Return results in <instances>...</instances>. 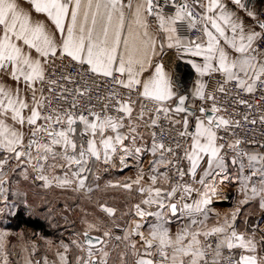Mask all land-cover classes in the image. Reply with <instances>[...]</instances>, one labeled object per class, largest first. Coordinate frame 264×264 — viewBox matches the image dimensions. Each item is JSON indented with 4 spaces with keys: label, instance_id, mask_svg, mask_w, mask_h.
I'll use <instances>...</instances> for the list:
<instances>
[{
    "label": "snow or ice",
    "instance_id": "snow-or-ice-1",
    "mask_svg": "<svg viewBox=\"0 0 264 264\" xmlns=\"http://www.w3.org/2000/svg\"><path fill=\"white\" fill-rule=\"evenodd\" d=\"M230 88L260 103L221 114L216 92ZM257 123L264 0H0V264H264V225L246 211L256 203L264 219V140L236 132ZM95 165L137 171L101 188ZM229 186L238 198L225 211ZM117 188L139 196L122 224L94 199ZM57 190L90 205L67 242L42 232L60 227L40 194Z\"/></svg>",
    "mask_w": 264,
    "mask_h": 264
},
{
    "label": "rangeland",
    "instance_id": "rangeland-1",
    "mask_svg": "<svg viewBox=\"0 0 264 264\" xmlns=\"http://www.w3.org/2000/svg\"><path fill=\"white\" fill-rule=\"evenodd\" d=\"M101 165H96V167H100ZM96 169V168H95ZM97 170V169H96ZM134 175V174H133ZM101 179L99 181V184L101 188L108 183L109 181L116 182V181H122L125 180L127 177H134V176H127L122 177L118 174L112 173V174H104L100 176ZM92 186L95 188L96 181L92 179L91 181ZM41 195H44L52 201V204L54 205L53 211L56 215V219L60 222L59 228H51V235L52 238L59 236L60 233L68 234L71 231H79L81 228L80 220L82 217V213L80 212V206H83L85 208H90V205L84 201L81 197H79L77 194L72 193L71 191L67 192H60L59 190L54 192H43L41 191ZM94 199H100L102 202L107 203L109 206L116 208V217L118 223H123V220L121 219V214L123 212H126L130 209L131 205L138 202L139 196L138 193L133 192L131 195H129L124 189L117 188V189H109L106 192H95L94 193ZM73 204L72 206L69 205ZM67 204L70 208V212L67 213L68 217V232H65V225L64 221L61 219L62 208L63 206ZM103 215V214H101ZM75 222V223H73Z\"/></svg>",
    "mask_w": 264,
    "mask_h": 264
},
{
    "label": "built area",
    "instance_id": "built-area-1",
    "mask_svg": "<svg viewBox=\"0 0 264 264\" xmlns=\"http://www.w3.org/2000/svg\"><path fill=\"white\" fill-rule=\"evenodd\" d=\"M178 71H179L180 79L183 81V83L185 85H187V87H189L188 80L190 78H192V76H193V71L190 69V66H185V65L181 64L178 68ZM216 87H217L216 81H214V80L211 81V83L209 84V88L211 90H214ZM240 98H243V99L249 101V103H252L254 105L260 103L259 93H257L254 96H250V95L241 93V95L238 97L236 95V90L230 88L227 95L216 92L217 105L219 107H221L222 109L227 110L226 112H222L221 114L232 115V113L234 111L240 112V113L247 112L248 110L244 106L237 103L238 99H240ZM208 105L210 106L211 102H209ZM253 111L255 112L256 109H254ZM235 118L240 119V117H235ZM161 124L163 125V130H164V136L162 137V139H164L167 143H172L174 146L175 139L177 138V133H176L175 129H172L171 135H169L168 123L164 120H161ZM177 127H179V126H177ZM159 131H160V129H157V132H159ZM149 132H151V129H149ZM236 132H237L238 136H240L241 138H243L246 141L254 139L257 142H261L262 140H264V127H262L259 123H257V125H255V126L244 125L242 129H237ZM245 145L258 149L257 145H249V144H245ZM185 164H186V162H185ZM256 221H259L262 225H264V219H261V213H259L254 218V222H256Z\"/></svg>",
    "mask_w": 264,
    "mask_h": 264
},
{
    "label": "crops",
    "instance_id": "crops-1",
    "mask_svg": "<svg viewBox=\"0 0 264 264\" xmlns=\"http://www.w3.org/2000/svg\"><path fill=\"white\" fill-rule=\"evenodd\" d=\"M190 79H191V80H190ZM190 79L188 80V83H189V87H188V88H189V89L192 88L193 83H194V81H195V79H196V76H195L194 71H193V76H192V78H190ZM205 79H206V81H207L208 78H205ZM181 81H182V80H181ZM182 82H183V81H182ZM196 103L199 104L200 102L197 101ZM205 107H210V106H209V105H205ZM140 131H141L142 133H144L145 138L148 140V142H149V144H150V143H151V138H150V135H149V134H150V132H149V128H144V127H142V128L140 129ZM244 147H246V148H253V147L246 146V145H244ZM254 149H256V148H254ZM256 150H259V149H256ZM142 159H143V163L141 164V167H143L144 170H145V172L148 173V172H149V161L152 159V157H151L150 155H147V154H146ZM95 168H96L97 170H96ZM136 171H137L136 168H131V169H125L123 172L119 171L118 169H112V170L109 171V172H110V174L116 172V174H118V175H120V176H122V177L124 178V177H127V176H134V177H135V175H136ZM94 172H98L100 176H101V175H104L105 173H107L106 171H104V166H103V165H101L100 167H96V165H95V166H94ZM133 174H134V175H133ZM145 179L147 180V175H146ZM91 181H92V179H90L89 182L92 183ZM225 191H226V193H227L230 197H232L233 199L228 200V202H227L226 204H217V208L226 211V210H230L231 207L234 206L235 199L238 198V191H237V187H235V186H229L227 189H225ZM246 211H247V213H249V218H250V221H251V222H254V218H255L259 213H261V210L259 209V207H258V205H257L256 203H253V204H251V205H249V206H246ZM173 230H175V229H173ZM69 234H70V233L65 234V235L63 236V239H65L66 242H67V240H68ZM45 236H46L48 239H51V240L56 241V242H58V241L62 238V237H59V236H56V237H53V238H52V236H48V235H45ZM37 243L40 245V250H39V252L36 254V257H35V258H40V257H42V256L44 255V243H43L42 240H37ZM113 243H115V242H113ZM16 252L19 254V249H17ZM49 258H50V259L53 258V257L51 256V254H49ZM12 259L15 261V260H17V259H20V256H19V255H14V256L12 257Z\"/></svg>",
    "mask_w": 264,
    "mask_h": 264
},
{
    "label": "trees",
    "instance_id": "trees-1",
    "mask_svg": "<svg viewBox=\"0 0 264 264\" xmlns=\"http://www.w3.org/2000/svg\"><path fill=\"white\" fill-rule=\"evenodd\" d=\"M107 173L110 174L109 171H107ZM105 174H106V173H105ZM69 205L72 206V205H74V203H73V204H70V203H69ZM13 227H15V225H13ZM42 232H43L44 235H48V236H50V235H51V228H49V227H47V226L45 225V226L43 227V229H42Z\"/></svg>",
    "mask_w": 264,
    "mask_h": 264
},
{
    "label": "water",
    "instance_id": "water-1",
    "mask_svg": "<svg viewBox=\"0 0 264 264\" xmlns=\"http://www.w3.org/2000/svg\"><path fill=\"white\" fill-rule=\"evenodd\" d=\"M228 202V200L227 201H223V202H219L218 204H226Z\"/></svg>",
    "mask_w": 264,
    "mask_h": 264
}]
</instances>
